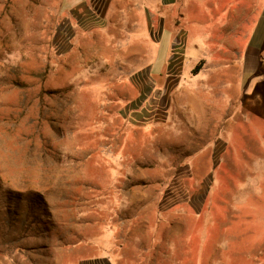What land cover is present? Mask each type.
Instances as JSON below:
<instances>
[{
	"label": "rangeland",
	"instance_id": "rangeland-1",
	"mask_svg": "<svg viewBox=\"0 0 264 264\" xmlns=\"http://www.w3.org/2000/svg\"><path fill=\"white\" fill-rule=\"evenodd\" d=\"M243 2L0 0V264H264Z\"/></svg>",
	"mask_w": 264,
	"mask_h": 264
},
{
	"label": "crops",
	"instance_id": "crops-1",
	"mask_svg": "<svg viewBox=\"0 0 264 264\" xmlns=\"http://www.w3.org/2000/svg\"><path fill=\"white\" fill-rule=\"evenodd\" d=\"M247 3L243 5V7L249 8V17L255 16L254 21V35H253V41H257L258 49L256 51V62L258 66H256L258 71L255 72L254 76L252 77L254 80H256L255 85L260 84L261 82H264V0H246ZM244 7V10H245ZM241 13L239 12V9L237 11H234L232 13L233 21L235 19L236 21H239ZM244 15V14H243ZM259 65L262 67H259ZM243 70V69H242Z\"/></svg>",
	"mask_w": 264,
	"mask_h": 264
},
{
	"label": "trees",
	"instance_id": "trees-1",
	"mask_svg": "<svg viewBox=\"0 0 264 264\" xmlns=\"http://www.w3.org/2000/svg\"><path fill=\"white\" fill-rule=\"evenodd\" d=\"M197 70H198V68H197ZM197 70H196V71H197Z\"/></svg>",
	"mask_w": 264,
	"mask_h": 264
}]
</instances>
